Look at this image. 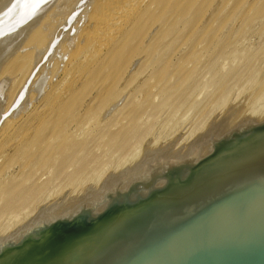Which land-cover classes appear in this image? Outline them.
I'll return each mask as SVG.
<instances>
[{
    "label": "water",
    "instance_id": "1",
    "mask_svg": "<svg viewBox=\"0 0 264 264\" xmlns=\"http://www.w3.org/2000/svg\"><path fill=\"white\" fill-rule=\"evenodd\" d=\"M0 264H264V119L218 115L0 237Z\"/></svg>",
    "mask_w": 264,
    "mask_h": 264
},
{
    "label": "bare ground",
    "instance_id": "2",
    "mask_svg": "<svg viewBox=\"0 0 264 264\" xmlns=\"http://www.w3.org/2000/svg\"><path fill=\"white\" fill-rule=\"evenodd\" d=\"M195 1H198V0H194V1L191 0L190 2H189V0H186V1L185 0H0V221L2 219L4 220V221L0 222V237L9 236L18 227L26 224L31 218H33L37 214V213L36 214L33 213V212H36L37 209L35 211H33V210L29 211L30 213H28V210H30V209H28L26 211L27 213H25L26 215H24L23 212H22L23 214L19 213V215H14L13 213H15V211L12 212V209L17 208L20 204H21V206L25 205L24 202H26L28 199H30L29 192H27L28 190L26 188H23V187L20 188V185H16L15 183H13L14 181L7 178V176H8L7 174L11 171V169L13 167V163L18 161V162H21V164H22L21 166L24 165V167H25V165L29 163V160L33 159L32 165H33V167L37 166L38 167L37 170H38L40 167L39 164L42 165L43 163L47 162V160H49L47 163H49L52 160L55 164H58L59 166H61L62 164L65 165V164H68L69 162H71L75 157L74 155L78 154L77 151L81 150L82 147H85V144H86L85 141L86 140H84V142H81V143L78 142V143H74L72 145L69 144V142L72 141V139H71L72 135L69 134L70 130L68 131V127L72 126V124H73L71 120L74 118H72L71 115L73 113H75L73 110H74V108L76 109L75 106L77 105L75 103H68L70 97L71 96H72V98L75 97L74 95H75L79 86L80 87L83 86L84 88L85 87L89 88L90 93H91V91H92V93L95 92V95L93 94V96L90 97V98H93L92 102H95L96 100L99 101V98H103V96H105L106 93H108L110 90H113L112 93L116 94L115 91L118 89L117 86L119 85L121 80L123 82V79H124V70H125L124 67L128 65V63H126L127 57H126V59L123 58L124 52H126L127 50L130 49V45H132V44L135 45V44H137L138 41H140V38L137 35V25L140 23L147 25L149 34H152L151 31L152 30L154 31V29H153L154 25H152L150 23H152L151 19L153 16H158L159 18H162L160 20L161 22L158 23L159 25H160V23L166 22V17H167V20L169 22H172V19H173L172 17L174 15H172V16H169V15H171L172 12L174 13L173 10L177 9V8L180 10L182 9V12H179L180 13L179 16H177L178 14L176 16H174L176 18L175 20H177V18H180V16L183 13H185V15L188 17V14H190V12L192 10H190V12H187V10H188L187 4L193 3ZM78 18H79V21L77 23L76 20ZM166 24H167V22H166ZM170 25L172 27V24H169V26ZM163 28H164V26H163ZM155 29H157V27ZM163 31L164 30L162 29V32ZM66 32L68 33V35H67V37L65 36V39H64L63 38L64 36L62 37V35L66 34ZM154 33H155V31H154ZM164 36H165V34L162 33V37H163L162 39L163 40L167 38V37L164 38ZM61 38H63V42L60 45V41H62ZM64 44H66V46L71 45V48L73 47L71 49V51L73 50V52L71 54H70L71 51H69L68 46L67 47L65 46L66 49H64ZM67 48H68V50H67ZM65 50L68 51L69 53L65 52ZM66 54H69V56L68 55L66 56ZM230 55L232 56L233 53H231ZM65 57H67V58H65ZM217 57H219V56H217ZM224 57H223V59H226V56H224ZM61 58L62 59L65 58V61L66 62L68 61V62L66 63V62L62 61ZM141 58H143V57H141ZM155 58H153V56H150V57H146V59H143V60H144V63L146 65L154 66L153 65L155 63L154 61H156ZM216 58H215V60H217ZM51 59H53V62L51 61ZM66 59H69V60H66ZM120 59H122V61H120ZM248 59L249 58H247L246 60H248ZM61 61L64 62L63 65L65 64L64 70H62L63 66H61V68H60V65L62 63ZM48 62H50V63L47 64ZM133 63H135V62H133ZM156 63H157V61H156ZM58 66H59L60 70H62V72L60 70L57 71ZM132 66H134V65L132 64ZM255 68L257 70L255 72L252 70V73L254 72V75H252L249 79L251 86L255 89V92H254V89L251 90L254 92L253 93L254 95L250 94L251 97L253 95V98H252L253 102L250 105L245 106L247 104L245 102L246 104L245 105L241 104L242 106L241 105L236 106V107H235V105L233 107L228 106L227 102L229 101V98H228L229 93H226V92H228V91L230 92L231 90L225 89V86H224L225 84H223V81L220 79V81H217V83L216 84L214 83L215 85H213L214 86V89H213L214 92L212 90L211 91L214 94V93H216L215 89H217V94H215V95L221 94V93L218 94L219 93L218 90H220V91L224 90V91H222L224 93H222L223 94L222 97L219 96L220 98H217V100H215L216 96L215 95L212 96L213 95V94H211L212 92L209 91L210 93L208 95L210 96V94H211V96L214 98V99H212L211 103H214V105H216V106H213V104H212V107H217V105H222V106L224 105V107H226V109L224 108L225 111L223 109L224 112H226V111H237L239 113L248 115V116L253 117V118L255 117L257 119H264V77L259 76L261 74V73H259V70H258L259 68H257L256 66H255ZM255 68H254V70H255ZM251 69L249 68V72H251ZM246 70H248V69H246ZM189 71H190V69H189ZM130 72H132V71H130ZM176 72H177V70H176ZM249 72H248V74H249ZM257 72H258V74H255ZM260 72H262V70ZM191 73H192V71H191ZM202 73H203V70H202ZM245 73H241V74L245 75ZM59 75H60V79L57 78L58 79L57 80L56 77ZM168 75H166L167 77L164 76V78L168 79L170 77V76L168 77ZM184 75H183V77H184ZM235 75H237V74H235ZM131 76L132 75H129V78H131ZM239 76H237V77L239 78V81H240L241 79ZM34 77H35V79H33ZM241 77L244 79V76H241ZM144 78H146V77H144ZM174 78H176V77L174 76ZM222 78H223V75H222ZM233 78H231V79H233ZM238 78H237V80H238ZM248 78L246 77V79H248ZM32 79L34 81H32ZM137 79H139V78H137ZM124 80H126V79H124ZM132 80L133 79H131V81ZM234 80H236V78ZM143 81H144V79H143ZM150 81H149V83H150ZM231 81H229V82H231ZM239 81H237V82L239 83ZM126 82H127V80H126ZM128 82H130V81H128ZM134 82H135V80H134ZM162 82H164V80ZM181 82H182L181 84L184 85L185 81H181ZM197 82L199 83V81H197ZM208 82H209V80H208ZM234 82H232V83H234ZM237 82H235V83H237ZM241 82L243 83L244 81L241 80ZM31 83H32V85L30 87ZM250 83H248V84H250ZM130 84H129V86H130ZM174 84L177 85L178 83L174 82ZM208 84L205 86L206 88L209 86ZM124 85H121V87L119 89H121ZM163 85H164V83H163ZM163 85L161 87H163ZM180 86L181 85L179 83V85L171 86V88H172V90L177 91L180 89ZM194 86H196V85H194ZM232 86L230 87L231 89H232ZM251 86H250V88L252 89ZM138 87L140 89V86H138ZM154 87H155V89L157 88L156 86H154ZM44 89H46V91H47L46 93H48V94H45V96L46 95L49 96V94L52 91H53V96L51 97V100L48 104V107L44 108L45 110L43 109V111H44L43 113L41 112L42 110L40 111L41 112L40 113L39 108H38L39 105L42 106V104L45 102V105L44 104L43 105L46 107V99L48 98V96L45 98V96L42 97L39 95V94H41V92ZM50 90H52V91L50 92ZM197 90H200V89H197ZM137 91L140 93L144 92V94H146V95L148 93L146 91H142V89L140 91L137 89L136 92ZM251 91H250V93H251ZM225 93H226V95H225ZM127 94L128 93H126V96H127ZM227 94H228V96H227ZM113 95L111 96L112 99L110 98L111 100L106 101L103 104V106L101 105V107L99 108V109H101V111L104 110V112L102 111L103 113H101V112L97 113V109L93 108V111L92 110L89 111L90 115H88V117H89L88 119H86L87 117H80V119H82V120L79 122V124L77 122L78 126H80V127L82 126L81 128L86 129V127L90 126V124H92V123L93 124H95V123L100 124L99 121H101V123L103 121L104 124H106L107 121L108 122H113V121L115 122L117 118L113 120L111 118L112 115L116 114V113H118V115H119L120 111H122L125 108L124 106H125L127 99L124 96H123L124 98L121 99L120 98L121 94L119 96H114V97H113ZM250 95H249V97H250ZM188 96H190V95H188ZM192 96L195 97V95H191V97ZM226 96H227V98H226ZM191 97H189L188 100L189 99L191 100L192 99ZM197 97L198 96L196 95V98H194V99H197ZM249 97L247 99H249ZM118 98H120V100H118ZM129 98H130V96H129ZM205 98L202 97L201 100L204 101ZM206 99L208 101V98H206ZM151 100L149 99L148 103ZM214 100H215V102H214ZM117 101H119V102H117ZM189 101H187V102H189ZM194 101L195 100H193V103H194ZM250 101L247 100V102H250ZM190 102H192V101H190ZM198 102H199V100H198ZM201 102H200V104H202L203 106L198 103L199 105H197L196 108L200 107V109L202 110V108L206 104H203V102L202 103ZM185 103H186V101H184V103H181L182 107H183V104H185ZM106 105H107V108L103 109ZM210 105H208V106H210ZM186 106H187V104H185L184 107H186ZM190 106H191V104H190ZM190 106H187V107L189 109H191ZM201 106H202V108H201ZM222 106H219V107H222ZM148 107H150V106H148ZM148 107H147V109H148ZM192 107H193L192 111L198 110V112H199L200 109H195L193 105H192ZM178 108H180V105L178 106ZM40 109H42V108H40ZM182 109H181V111H182ZM187 109H185V110H187ZM213 109L211 108V110H213ZM185 110L183 109V111H185ZM205 110H206V108H205ZM76 111H79V109H77ZM189 111H191V110H189ZM196 111H195V113H197ZM36 112L40 113V115L36 114L37 117L35 118V122H37L39 124L35 125V124H32V121H30V118H31L30 116ZM145 112H147V111L145 110ZM179 112H180L179 109H176L175 113L173 112L174 114L171 117H168L169 118L168 120L165 117L166 121L163 120V123L165 122L164 124L162 122L159 123V125L160 124L164 125V126L161 125L163 130L166 129L165 127L171 126V127H173V128H171L172 132H175L177 130V129L175 130V128L178 126L179 122L181 120L182 121L187 120L186 118L181 117L180 115H182L181 114L182 112L181 113H179ZM166 113H165V115H166ZM178 113L180 114L179 115L181 118L180 121H179ZM202 113H203V111H202ZM206 113H207V115H211V114H208V113H210V109ZM206 113H204V115H202L201 113L200 114L198 113L199 116L197 118H199V117H201V118L197 119L195 116V119H197V121L203 119L205 117ZM213 113H214V110H213ZM101 114H103L102 117L100 116ZM198 114H195V115H198ZM186 115L187 114H185L184 116H186ZM200 115H202L204 117L202 118V116H200ZM168 116H170V115L168 114ZM136 117L131 118L130 122L131 123L135 122ZM186 117L188 118V120L190 119L192 121L193 117L192 118H190L189 116H186ZM27 118H29V120H28L29 122L25 123L24 121ZM123 118H124V116H123ZM126 118H128V117H126ZM183 118H184V120H183ZM120 119H122V117H120ZM162 119H164V118H162ZM210 120L211 119L209 118V116H208V119L206 116V118H204L201 121V123L198 124L197 126L195 124L197 122L196 121L194 123L195 125L193 124L194 126H196V127H194V129H192V127H189V128H191V130L188 129L189 131L187 130L188 132L186 131L187 133L186 134L184 133L185 135H183L181 137H177L175 139L173 138L174 141L171 140L172 142L165 144V146L163 145L164 147H161V146H160V148L157 147V145L161 143V140L157 139V135H156L157 140H155L154 143H152V144L150 143L149 144L150 146L149 145H148V147L146 146L145 149H142V145H141L142 140H141L139 142L140 145L138 143V145L136 144L134 146V148H138L136 146H139V148L134 153H131V154L129 153L130 155L128 157L124 156L125 158L123 160H120V158L123 155L122 156L119 155L120 158H117L119 156L116 155V159H118L119 160L118 162H120V163L118 164V167L116 166L117 169L114 170V172L116 174H121L124 171L128 170L129 168L133 167L135 164H137L144 157L146 152H148L150 150L163 149V148L177 149V148H182L184 146H187L189 143H191L194 139H196L207 128V126L212 122V121L210 122ZM121 121H123V120H119V123ZM35 122H33V123H35ZM184 122H182V124L185 125ZM187 123H188V121H187ZM77 124H76V126H77ZM118 124H116V125H118ZM111 125L112 124H110V126ZM181 125L179 127H181ZM186 126H189V123ZM99 127H100V125H99ZM99 127H98V129H99ZM76 128L79 129V127H76ZM76 128H74L73 130L75 131ZM93 128H90V129H93ZM104 128L106 130V128L108 129V126H106ZM180 129H182V128H180ZM87 131H88V129H87ZM103 131H104V129H103ZM19 132H21V133H19ZM75 133H76V131H75ZM75 133L72 132V134H75ZM99 135H101V134H99ZM125 135H123V138L120 141H116V144L118 145V147L121 146L122 143L124 142V139H125L124 136ZM138 135H140V134H138ZM172 135H173V133H172ZM117 136H118V133L117 134H111L109 136V137H111L110 140H108V141L106 140L107 145H112V143L118 139ZM159 136H161V135L159 134ZM169 137H170V135H169ZM172 137H174V136H172ZM159 141H160V143H159ZM12 142H13V144H12L13 146H15L14 142L17 144L16 147L13 148V146L10 145ZM87 146H88V144H87ZM12 148L15 149V151L13 150L15 152V154L14 155L12 154V155L16 159L13 158L11 156V154L8 155L9 151ZM105 148H107V146H105ZM113 155H112V158H114ZM127 155H128V153H127ZM81 157H82V155H81ZM112 158H111V160L115 159V158L114 159H112ZM79 159H81V158H79ZM116 159H115V161H117ZM74 161H75V163L72 166L76 167L77 165L75 166V164L76 163L79 164V162L76 160H74ZM110 161H108L107 163L109 164ZM115 161L114 162L111 161L112 163H110L109 165L114 166ZM121 161H123V162H121ZM47 163H45V164H47ZM105 163H106V161H105ZM105 163H104L103 167L102 166L100 167V169H97V170L94 169L93 172L90 173V175L88 173H86V171H84L83 169L78 171L77 177H76L77 180H75V181H77V183H76L77 185H79V184L84 185L85 184L84 185V187H85L87 183H90L92 181L94 183L93 185L87 184L88 186H86L85 188L82 186L83 187V189L81 188V190L83 191L82 193H84L90 187H93L95 189H99L102 186V184L105 182L107 177L110 175V174H108V171L105 168L106 166H108V164L106 163L107 165L105 166ZM112 164H114V165H112ZM16 165L17 164H15L14 166H16ZM30 165H31V162H30ZM27 166L29 167V164ZM87 166H89V165H87ZM28 167H27V169H28ZM51 167H53V166H51ZM71 167H70V169H72ZM20 168L23 169V167H20ZM20 168L17 169V170H19V172H18L19 175L22 173V172L20 173V171H21ZM47 168H49V167H47ZM27 169H23V172L27 171ZM39 172H40V169H39ZM37 173H38V171H37ZM23 174H25V173H23ZM16 175L17 176L15 178V181H17L16 179L18 177L17 173H16ZM75 175L76 174L74 173V176ZM24 176L22 178H24ZM53 176L55 177V175H53ZM67 176H69V174ZM54 177H52V179ZM9 178H10V176H9ZM22 178H21V181H22ZM52 179H51V182H53ZM70 180H71V177H70ZM43 182H45V181H43ZM73 183H75V182H73ZM55 184L57 185L58 182ZM67 185H69V184H67ZM53 187H54L53 189H55L54 185H53ZM59 187H60V185H59ZM59 187H57V188H59ZM36 189H38V188H36ZM59 189H61V188H59ZM77 189L78 188L76 187L75 191H77ZM56 190L57 189H55L53 192H55ZM50 192L52 193V189ZM58 192L59 191H57L56 193L58 194ZM45 193H44V195H45ZM56 193H54V194H56ZM52 195H53V193L50 196L49 195L48 196L51 197ZM69 196H68V199H69ZM42 197H44V196H42ZM38 198L36 199L37 201H38ZM68 199L66 198L65 200H68ZM45 200L47 201L46 198H45ZM40 206L41 205H39L38 208ZM32 208H34V207H32ZM38 211H39V209H38ZM21 214H22V217H21Z\"/></svg>",
    "mask_w": 264,
    "mask_h": 264
},
{
    "label": "rangeland",
    "instance_id": "3",
    "mask_svg": "<svg viewBox=\"0 0 264 264\" xmlns=\"http://www.w3.org/2000/svg\"><path fill=\"white\" fill-rule=\"evenodd\" d=\"M190 1L191 0H189V2ZM187 8H188L187 12H190V10H192L190 12V14H188V17L185 15V13H183L180 16V18H177V20H175L176 18L174 16H176L177 14H178L177 16H179V14H180L179 12H182V9L180 10L177 8V9L173 10L174 13L172 12V14L169 15V16L174 15L172 17L174 19V20L172 19L173 23L169 22L167 20V17H166L167 24L165 22V23H160V25H159L158 23L161 22L160 20L162 18H159L158 16H153L151 19L152 23H150V24L154 25L153 29H154L155 33L153 30L152 31L150 30L152 32V34H149L148 26L145 24L140 23L137 25V35L140 38V41H138L137 44H135V45L134 44L130 45V49L127 50L126 52H124L123 58L126 59V57H127L126 63H128V65L124 67L125 68L124 79H126L127 82L124 79H123V82L121 80V82L117 86L118 89L121 87V85H124L125 83L126 84L121 89H119V90L117 89L115 91L116 94L112 93L113 90H110L109 92L107 91L108 93H106V95L103 96V98H99V101L96 100L95 102H92L93 98H90V97H92L93 94L95 95V92L92 93V91H91V93H92L91 94L89 88H87V87L84 88L83 86H81V87L79 86L75 95H74L75 97H73V98H72V96L70 97L68 103H75L77 105L75 106L76 109L74 108V110H73L76 114L73 113L71 115V117L74 118L71 120L73 124H72V126L68 127V131L70 130L69 134L72 135V138H71L72 141L69 142V144L72 145V144L78 143V142L81 143V142H84V140H86L85 141L86 142L85 147H82L83 150L79 147L81 150L77 151L78 154L74 155L75 157L73 156L74 159L71 162H69L68 164H65V165L62 164L61 166H59L58 164H55L52 160L49 163H47L49 161V160H47V162H45L47 164H45V163H43L42 165L39 164L40 172H39V169L37 170V168H38L37 166L33 167V165H32L33 159L29 160V163H28L29 167L27 166L28 164H26L25 167H24V165L21 166L22 165L21 162H18V161L13 163V167L11 169L12 172L10 171L7 174L8 175L7 178L14 181L13 183H15L16 185H20V188L21 187L26 188L28 190L27 192H29V196H30V199H28L26 202H24L25 205L21 206V204H20L17 208L12 209V212L15 211V213H13L14 215H19V213H22V212L24 213V215H26L25 213H27L26 211L28 209H30V210H28V213H30L29 211H31V210L35 211L37 209L36 212H33L34 214H36V213H38V209L40 210V208L44 205H53V204L64 202V201H66L65 200L66 198L68 199L69 195L71 196V197L69 196V199H72L74 197H78V196L82 195L83 191L81 190V188L83 189L85 184L84 185H80V184L77 185L76 184L77 181H75V180H77L76 177H77L78 171L83 169L84 171H86V173H88L90 175V173H92L94 169L97 170V169H100L101 166L103 167L105 161H106V163L108 161H110L113 154H114L113 156L115 159H116V155L117 156L123 155L122 156L123 158L121 157L122 159L120 158V156L117 157V158H120V160H123L125 158L124 156L128 157L131 153H134L139 148V146H136L138 148H134V146L136 144L138 145V143L141 140H142V142H141L142 149H145L146 146L148 147V145L150 143L151 144L154 143V141L157 139L161 140V143L159 141L160 144H158L157 147L158 148H160V146L164 147L165 144L174 141L175 138L185 135L189 130H191V128H189V127H192V129H194V127H196L198 124H200L201 121L204 118H206V116H207V119L209 116V118L211 119L210 122L213 121L218 115L223 113L226 109V107H224V105L223 106L217 105V107H212V104H213V106H216V105H214V103H211L212 99H214L212 96L217 94V89H215L216 93L213 94V92H214L213 91V89H214L213 85H215L217 83V81H220V79L223 81V84H225L224 85L225 89L231 90L230 92L225 91L226 93H229V96L227 94V96L229 98V101L227 100L229 102V103L227 102L228 106L233 107L235 105V107H236V106H240L241 104L245 105L246 103L247 104L245 106H248L253 102L252 98H253V95H254L253 93L255 92V89L251 86L249 79L252 75H254V72L257 70L255 68V66L257 68H259L258 69L259 73H261L259 76L264 77V0H198V1H195L193 3L187 4ZM78 21H79V18L76 20V22L78 23ZM169 24H172V27H171V25L169 26ZM163 26H164V28H163ZM156 27H157V29H155ZM162 29L164 30L163 32H162ZM162 33L165 34L164 38L167 37L164 40L162 39L163 38ZM67 35H68V33L66 32V34L62 35V37L64 36L63 38L65 39V36L67 37ZM63 38H61L62 41H60V45L63 42ZM65 46H66V44H64V49H66V47L68 45L66 47ZM69 46H68L69 51H71V49L73 47L71 48V45H69ZM68 48H67V50H68ZM65 52L69 53L66 50H65ZM72 52H73V50L70 52V54ZM231 53H233L232 56L230 55ZM67 55L69 56V54H66V56ZM150 56H153V58L156 57L155 60L157 61V63H156V61H154L155 62L153 64L154 66L146 65L144 63L143 59H146V57H150ZM215 56L216 57L219 56V57L216 58ZM224 56H226V59H223ZM141 57H143V58H141ZM65 58H67V57H65ZM65 58L64 59L61 58L62 61L66 62ZM215 58L217 60H215ZM247 58H249V59L246 60ZM53 59H51L52 62H53ZM66 60H69V59H66ZM120 61H122V59H120ZM64 62H62L60 65V68H61V66H63L62 70H64V68H65L64 67L65 64L63 65ZM133 62H135V63H133ZM49 63L50 62H48L47 64H49ZM132 64L134 66H132ZM253 67L255 68V70ZM60 68L58 66L57 71H59ZM249 68L250 69L252 68L251 72H249ZM189 69H190V71H189ZM201 69L203 70V73H202ZM246 69H248V70H246ZM62 70H60V71L62 72ZM176 70H177V72H176ZM252 70L254 71L253 73H252ZM261 70H262V72H260ZM130 71H132L133 73ZM191 71H192V73H191ZM248 72H249V74H248ZM241 73H245V75L241 74ZM128 74L132 75L131 78H129ZM235 74H237V75H235ZM255 74H258V72ZM166 75H168V77L169 76L170 77L168 79L164 78V76H166ZM183 75H184V77H183ZM222 75H223L224 79L222 78ZM174 76L176 78H174ZM237 76H239L240 79L242 81H244L245 83L244 82L242 83L241 80L239 81V78ZM241 76H244V79ZM144 77H146V78H144ZM246 77L247 78L249 77V78L246 79ZM57 78L60 79V75L57 76L56 79ZM137 78H139V79L141 78V79L139 80ZM231 78H233V79H231ZM235 78H236V80L238 78L237 81H239V83L236 80H234ZM33 79H35V77ZM33 79H32V81H34ZM131 79H133V80L131 81ZM143 79H144V81H143ZM134 80H135V82H134ZM163 80H164V82H162ZM208 80H209V82L210 81L211 82L209 83ZM233 80L237 83H235ZM128 81H130V82H128ZM149 81H150V83H149ZM181 81H185L184 85L181 84L182 83ZM197 81H199V83ZM229 81H231V82H229ZM174 82L178 83L177 85H179V83L181 85L180 89L177 91L172 90V88H171V86H177L176 84H174ZM232 82H234L235 84ZM247 82L250 84H248ZM163 83H164V85H163ZM129 84L131 87L129 86ZM207 84L209 86L206 88L205 86ZM31 85H32V83L30 84V87H31ZM162 85H163V87H161ZM194 85H196V86H194ZM138 86H140V89ZM154 86H156L157 88L155 89ZM231 86H232V89L230 88ZM250 86L252 87V89L250 88ZM136 88L139 91L142 89V91L148 92L147 95L144 94V92H142V93H140L138 91L136 92V90H137ZM197 89H200V90H197ZM253 89H254V92L251 91ZM43 91L41 92L42 95L39 94L42 97L45 96V94H48V93H46L47 92L46 89H44ZM51 91L52 90H50V92ZM209 91L212 92L211 93V94H213L212 96H211V94H210V96L208 95L210 93ZM222 91H224V90H221V91L218 90V92H219L218 94L224 93ZM250 91H251V93H250ZM126 93H128L127 96H126ZM226 93H225V95H226ZM221 94L215 95L216 96L215 100H217V98H220L219 96L222 97L223 94L222 95ZM250 94H253L252 97ZM112 95H113V97L120 95L121 99H123L124 97L127 99L125 106H124L125 108L122 111H120L119 115H118V113L112 115L111 118L113 120L117 118L115 122L114 121L113 122L107 121L108 123L106 122V124H104L103 121H102V123H101V121H99L100 124H97V123L93 124L92 123V124H90V126H88L89 128L86 127V129L81 128L82 126L81 127L78 126L79 122L82 120V119H80V117H87L86 119H88L89 118L88 115H90L89 111L90 110L93 111V108L97 109V113H100V112L103 113L104 110H102L103 111L102 112L101 109H99V108L101 107V105L103 106V104L106 101L111 100ZM188 95H190V96H188ZM191 95H195V97L194 96L191 97ZM196 95L198 97L199 96L200 97L199 98L197 97V99H194V98H196ZM249 95H250V97H249ZM47 96L48 95H46L45 98ZM52 96H53V91L49 94L48 98L46 99V107L44 106L45 102L43 103L44 105L43 104H42V106L39 105V107H38L39 112L41 110H42L41 111L42 113L44 112L43 109L48 107V104H49ZM129 96H130V98H129ZM227 96H226V98H227ZM189 97L192 98L191 100L189 99L192 102H190L188 100ZM202 97L208 98V101L206 98H205V100L203 99L205 102L202 101L201 100ZM248 97H249V99H247ZM120 98H118V100H120ZM149 99L150 100L152 99V100L148 103ZM193 100H195L194 103H193ZM198 100H199V102H198ZM200 100L203 102V104H206V105H204L203 108H202L203 105L200 104V102H201ZM215 100H214V102H215ZM247 100L248 101L251 100V101L247 102ZM184 101H186L185 104H187V106H190V104H191V106H190L191 109H189L187 106L184 107L185 104H183V107H182L181 103H184ZM187 101H189L190 103ZM117 102H119V101H117ZM197 102L200 105H202L201 106L202 110L200 109V107L196 108V106L199 105ZM179 105H180V108H178ZM192 105L194 106L195 109H200L199 112H198V110L197 111L195 110L197 113H195V111H192V109H193ZM208 105H210V106H208ZM148 106H150V107H148ZM219 106H222V107H219ZM147 107H148V109H147ZM181 107L184 110L188 108L187 109L188 111L187 110H185L186 112L183 111V109ZM40 108H42V109H40ZM106 108H107V105L103 109H106ZM205 108H206V110H205ZM211 108L212 109L214 108L213 109L214 113H213V110H211ZM77 109H79V111H76ZM176 109H179V111H180L179 113L182 112L181 114L183 115L182 116L178 113V116L180 115L181 117H184L187 120H184V118H183V120L185 121L184 122L181 120V118L179 116V121L180 120L181 121L179 122L178 126L175 128V130L176 129L177 130L175 131L173 129L175 132H172L171 128H173V127H171V126L170 127L167 126V127H165L166 129L164 128L165 130H163V128L161 127V125H163L165 123V122L163 123V120L166 121L165 120L166 118L168 120L169 119L168 117H171L175 113ZM181 109H182V111H181ZM209 109H210V113H208V114H211V115H207V113H206L209 111ZM223 109H224V111H223ZM145 110L147 112H145ZM189 110H191V111H189ZM202 111H203V113H202ZM166 112L170 116H168V114ZM40 113L36 112L30 116L31 117L30 121H32V124H35V125L39 124V123L35 122V118L37 117L36 114L40 115ZM165 113H166V115H165ZM198 113L199 114L201 113L202 115H204V113H206V115H205V117L200 115V116H202V118L203 117L204 118L197 121V119L201 118V117L197 118L199 116ZM185 114H187L186 116H189L190 118L193 117L194 119L192 118V121L190 119L188 120V118L186 116H184ZM195 114H198V115H195ZM102 115L103 114H101L100 116L102 117ZM123 116L125 119L123 118ZM195 116L197 119H195ZM120 117H122V119H120ZM126 117H128V118H126ZM134 117H136V120H135V122L131 123L130 122L131 118H134ZM162 118H164V119H162ZM28 120H29V118H27L24 122L28 123L29 122ZM119 120H123V121H121L119 123ZM187 121L189 123V126H186V125H188ZM33 122H35V123H33ZM77 122H78V124H77ZM160 122H162L163 124L159 125ZM182 122H184L185 125L182 124ZM194 123L196 124V126H194L195 125ZM76 124H77V126H76ZM110 124H112V125L110 126ZM116 124H118V125H116ZM99 125H100V127H99ZM180 125H181V127H179ZM75 126L79 127V129L80 128L81 129L79 130ZM106 126H108V129L106 128V130H105L104 127H106ZM98 127H99V129H98ZM74 128H76L75 129L76 133L73 130ZM90 128H93V129H90ZM180 128H182V129H180ZM87 129H88V131H87ZM103 129H104V131H103ZM21 132H19V133H21ZM72 132H74L75 134H72ZM117 133H118V136H117L118 139L115 140L112 143V145H107L106 142L108 140H110V138H111L109 136L111 134H117ZM172 133H173V135H172ZM99 134H101V135H99ZM138 134H140V135H138ZM159 134L161 136H159ZM123 135H125L124 136V138H125L124 142L122 143L121 146L118 147V145L116 144V141H120L123 138ZM156 135H157V139H156ZM169 135H170V137H169ZM172 136H174V137H172ZM12 144H13V142L10 145L13 146ZM87 144H88V146H87ZM14 145L15 146H13V148L16 147L17 144L14 142ZM139 145H140V143H139ZM105 146H107V148H105ZM13 148L9 151L8 155L11 154V156L13 158H15L13 156L15 154V152H14L15 149H13ZM127 153H128V155H127ZM81 155H82V157H81ZM79 158H81V159H79ZM114 158H112V159H114ZM115 159L111 160V161L114 162ZM74 160L79 162V164L78 163L75 164V166L77 165L76 167L72 166L75 163ZM116 160L117 161H115V163H114L115 165L112 164L114 166L109 165L110 163H112L111 161L109 162V164L107 163L108 166H106L107 164L105 163V166H106L105 168L108 171V174H114L115 173L114 170L117 169L118 164L120 163V162H118L119 161L118 159H116ZM30 162H31V165H30ZM121 162H123V161H121ZM15 164H17V165L14 166ZM87 165H89V166H87ZM51 166H53V167H51ZM20 167H23V169H27V167H28V169H27V171L23 172V169ZM47 167H49V168H47ZM70 167L72 169H70ZM19 168L21 169L20 173L22 172L20 175L18 173L19 170H17ZM37 171H38V173H37ZM15 172L18 174V177H19V178L17 177V179H16L17 181H15V178L17 176ZM23 173H25V174H23ZM74 173L76 174L75 176H74ZM68 174H69V176H67ZM53 175H55V177ZM9 176H10V178H9ZM23 176H24V178H22ZM52 177H54L56 180L54 178L52 179ZM70 177H71V180H70ZM21 178H22V181H21ZM51 179L53 182H51ZM43 181H45V182H43ZM72 181L75 183H73ZM54 182L55 183L58 182V184L56 185ZM67 184H69V185H67ZM87 184L93 185L94 183L92 181V182L87 183ZM87 184H86V186H88ZM53 185L55 186V189H57L55 192H53L55 190V189H53L54 188ZM59 185H60V187H59ZM57 187H59L61 189H59ZM76 187L78 188L77 191H75ZM36 188H38V189H36ZM51 189H52L53 195L51 197H49L52 194L50 192ZM57 191H59L58 194L56 193ZM44 193H45V195H44ZM54 193H56V194H54ZM42 196H44V197H42ZM37 198H38V201L36 200ZM45 198L47 199V201L45 200ZM39 205H41V206L38 208ZM32 207H34V208H32ZM22 214H21V217H22ZM2 221H4V220L2 219L0 222H2Z\"/></svg>",
    "mask_w": 264,
    "mask_h": 264
}]
</instances>
